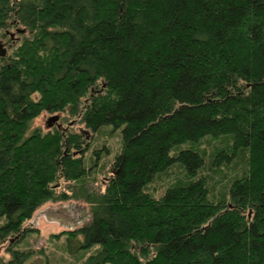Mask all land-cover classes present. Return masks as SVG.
Instances as JSON below:
<instances>
[{"label":"trees","instance_id":"16d2710c","mask_svg":"<svg viewBox=\"0 0 264 264\" xmlns=\"http://www.w3.org/2000/svg\"><path fill=\"white\" fill-rule=\"evenodd\" d=\"M0 39L5 264L29 256L13 249L24 223L69 195L60 175L90 206L65 233L68 255L89 252L81 264H264V0H0ZM43 112L120 132L104 189L86 133H30ZM206 138L221 141L208 174Z\"/></svg>","mask_w":264,"mask_h":264},{"label":"rangeland","instance_id":"374dc122","mask_svg":"<svg viewBox=\"0 0 264 264\" xmlns=\"http://www.w3.org/2000/svg\"><path fill=\"white\" fill-rule=\"evenodd\" d=\"M10 34H12L14 39L20 38L15 31H12ZM7 42V40H2V43H5L8 54L10 47ZM57 115L60 116L59 126H61L62 129L57 128V125L52 129L48 128L47 121ZM73 120L68 112L56 114L43 112L32 122L30 133L34 130H39L43 135H47L50 132H54V129L60 130L64 135L68 130H71L73 133H86V138L92 141V146H90V150L83 157L84 163L85 166H94L96 164L95 169L91 170L94 171L91 177H94L97 182L94 179L91 180L94 182L95 186L99 185L104 189L110 176L115 173L113 161L122 148L120 132H110V129H104L95 135L87 130L84 125H80ZM220 142L221 141H214L211 138H206L196 147L201 151L203 156H205L208 165L206 164L204 169L207 174L209 171L208 161L211 155L217 150L215 147L218 145L221 146ZM99 149L100 156L98 160L94 151ZM73 155L75 157L80 156L79 153ZM223 170L222 168L220 174L223 173ZM211 171L209 174L212 173ZM182 174L180 167L175 166L166 175L157 178L155 182L149 186V192L153 195L155 194L154 197H159L164 192L165 186L170 184L175 178H181ZM219 178L221 177H217L216 179L219 180ZM74 184H76L75 181H66L63 179V176L60 175L58 182L54 184L53 187H56L58 195L69 194L67 198L63 200L60 199L57 202L48 201L44 203L34 213L32 219L24 223L25 228H31L33 231L27 235L20 244H14L16 246L13 247V249L29 253V256L23 264H81L87 258L86 255L89 252L79 257L70 256L67 254L65 247V233L84 226L90 220V206L77 194V196H70L72 195L71 188ZM2 223L3 219H0V224ZM12 241L13 239H11L10 242L12 243ZM8 244L9 243H6L0 248V263L2 264L8 263L12 259V255L7 249ZM126 264H130L129 261H127Z\"/></svg>","mask_w":264,"mask_h":264},{"label":"water","instance_id":"95a60500","mask_svg":"<svg viewBox=\"0 0 264 264\" xmlns=\"http://www.w3.org/2000/svg\"><path fill=\"white\" fill-rule=\"evenodd\" d=\"M19 33H23V31H18ZM7 55V49L5 48L4 44L0 41V58H3ZM52 121H57V117L51 118Z\"/></svg>","mask_w":264,"mask_h":264},{"label":"flooded vegetation","instance_id":"af4514ba","mask_svg":"<svg viewBox=\"0 0 264 264\" xmlns=\"http://www.w3.org/2000/svg\"><path fill=\"white\" fill-rule=\"evenodd\" d=\"M2 40H3V39H1V42H2ZM3 44H4V46H5V43H3ZM54 117H57L58 120H57V121H52L51 118H50V119L47 121V127L52 129L55 125H57V128L62 129L61 126H59V125H60V124H59L60 116L57 115V116H54ZM52 118H53V117H52Z\"/></svg>","mask_w":264,"mask_h":264}]
</instances>
